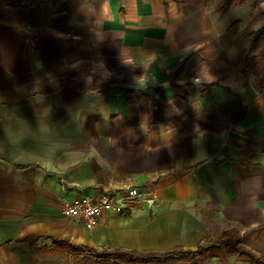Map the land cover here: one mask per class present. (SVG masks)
I'll return each mask as SVG.
<instances>
[{
  "label": "crops",
  "instance_id": "1",
  "mask_svg": "<svg viewBox=\"0 0 264 264\" xmlns=\"http://www.w3.org/2000/svg\"><path fill=\"white\" fill-rule=\"evenodd\" d=\"M218 2L0 0V264L195 250L199 212L264 215V91L242 73L250 1ZM127 187L139 196L91 229L61 212Z\"/></svg>",
  "mask_w": 264,
  "mask_h": 264
},
{
  "label": "trees",
  "instance_id": "2",
  "mask_svg": "<svg viewBox=\"0 0 264 264\" xmlns=\"http://www.w3.org/2000/svg\"><path fill=\"white\" fill-rule=\"evenodd\" d=\"M245 0H220L217 10L227 11L233 3L240 4ZM242 36L246 42L245 65L242 69L246 77L254 80L255 89L264 91V22L258 28L251 21L243 28ZM257 52V53H256ZM264 237V224L245 228L239 231L235 228L224 229L215 235H207L204 243L198 244L195 250L175 247L163 251H137L122 248L104 249L94 252L93 257L82 256L73 258L75 264H167L168 262L181 264H204L208 258L225 260L229 255L241 254L249 258L250 264H264V252L254 256L244 251L240 245H251ZM73 250L92 253L86 247H72ZM65 254H60V257ZM54 263V262H53ZM51 263V264H53Z\"/></svg>",
  "mask_w": 264,
  "mask_h": 264
},
{
  "label": "rangeland",
  "instance_id": "3",
  "mask_svg": "<svg viewBox=\"0 0 264 264\" xmlns=\"http://www.w3.org/2000/svg\"><path fill=\"white\" fill-rule=\"evenodd\" d=\"M245 1H250L246 4L245 11H244V13H246V16H247L248 24L251 21H254V27L258 28L264 22V13L257 14V19H255L253 17V15H254L253 13L255 11L254 10V4H255L254 0H245ZM245 1H243L240 4L233 3L231 6L241 5V4L243 5V3ZM219 2H220V0H219ZM219 2H218V4H219ZM252 2H254V4H252ZM116 56L117 55L115 54V57ZM103 59H104V62L108 64L107 67L112 66V69H114V71L110 70V72L117 73L118 69L116 68V66H117L118 62L116 63V61L115 62L112 61L111 57L103 58ZM100 60H102V59H100ZM124 71H127V70L125 69ZM249 214L251 217H249ZM199 215H200L201 219L207 224L208 230H209V235H215L221 230L231 229V228H235V229L242 232V230L247 228L246 225L249 223L250 218L254 219L255 226H259V225L264 224V215H260V214L256 215L254 213H248L247 217L245 216V217L241 218V220H236V221L229 220V219L223 220L222 218L220 220L215 221L213 219H209L210 216H207L208 215L207 212L206 213L205 212L204 213L199 212ZM249 228H251V227H249ZM240 247L244 251H246V252H248L254 256H259L261 252H264V237L259 241H254L253 244H251L249 246L242 244V245H240ZM74 252L75 253L71 254V256H69V257L55 259L53 261L54 262L53 264H75V261L73 259V255H76V254H92L89 252H81V251H79V252L74 251ZM211 259L219 260L221 263H226V264H250L249 258L246 255H241V254L229 255L225 260L218 258V257L208 258L207 260H211ZM207 260H206V262H207ZM39 264H44V263L40 262ZM167 264H181V263L168 262Z\"/></svg>",
  "mask_w": 264,
  "mask_h": 264
},
{
  "label": "built area",
  "instance_id": "4",
  "mask_svg": "<svg viewBox=\"0 0 264 264\" xmlns=\"http://www.w3.org/2000/svg\"><path fill=\"white\" fill-rule=\"evenodd\" d=\"M136 188H125L120 195L115 192L100 194L96 198L90 196L76 197L70 202L63 204L61 212L64 216L80 221L84 227L91 229L97 224L102 213H121L126 203L138 197ZM204 264H226L219 260L211 259Z\"/></svg>",
  "mask_w": 264,
  "mask_h": 264
}]
</instances>
